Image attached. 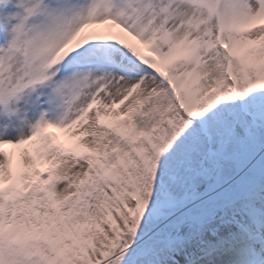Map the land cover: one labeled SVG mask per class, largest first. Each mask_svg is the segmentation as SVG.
<instances>
[{
	"label": "snow or ice",
	"instance_id": "snow-or-ice-1",
	"mask_svg": "<svg viewBox=\"0 0 264 264\" xmlns=\"http://www.w3.org/2000/svg\"><path fill=\"white\" fill-rule=\"evenodd\" d=\"M0 264H264V0H0Z\"/></svg>",
	"mask_w": 264,
	"mask_h": 264
}]
</instances>
